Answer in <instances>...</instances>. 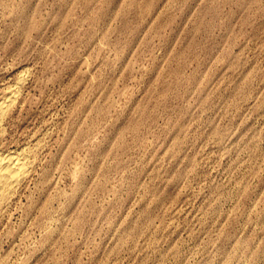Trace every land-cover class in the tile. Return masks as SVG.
I'll return each mask as SVG.
<instances>
[{
  "label": "rangeland",
  "instance_id": "374dc122",
  "mask_svg": "<svg viewBox=\"0 0 264 264\" xmlns=\"http://www.w3.org/2000/svg\"><path fill=\"white\" fill-rule=\"evenodd\" d=\"M0 264H264V0H0Z\"/></svg>",
  "mask_w": 264,
  "mask_h": 264
},
{
  "label": "bare ground",
  "instance_id": "6f19581e",
  "mask_svg": "<svg viewBox=\"0 0 264 264\" xmlns=\"http://www.w3.org/2000/svg\"><path fill=\"white\" fill-rule=\"evenodd\" d=\"M7 107L6 102L0 104V131ZM25 158L24 152L0 151V194L9 189L24 174L26 169Z\"/></svg>",
  "mask_w": 264,
  "mask_h": 264
}]
</instances>
